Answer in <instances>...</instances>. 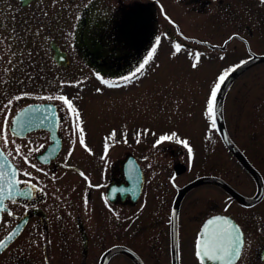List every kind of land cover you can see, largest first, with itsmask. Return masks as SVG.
<instances>
[{
  "label": "flooded vegetation",
  "instance_id": "obj_1",
  "mask_svg": "<svg viewBox=\"0 0 264 264\" xmlns=\"http://www.w3.org/2000/svg\"><path fill=\"white\" fill-rule=\"evenodd\" d=\"M254 1L29 0L21 4L19 0H0V11H14L15 9L27 11L33 7L52 9L56 12L62 11L60 21L69 29L67 34L63 30L64 25L62 24L60 32L61 36H67L68 39H71V27L74 21H77L79 13L87 10L96 11L94 12L96 15L93 14L92 18L95 19L96 24L99 23L104 28L101 32L104 33L105 40L109 41V52L107 54L102 53L100 50V42L94 48L89 49L85 46L78 48L74 45L73 49L67 52L55 38H49L47 41L48 55L52 62L54 59L51 45L64 51L67 57L64 65L58 64L60 68L58 73H55L56 79L61 78L62 80V78L69 76V80H73V83L67 87L76 88L84 80H87L88 77H85L87 75L107 81L123 80L124 85L129 83L131 78L136 75H146L145 68L147 69V65L138 73L136 69L148 58L150 52L147 51V47L153 38L157 37L154 34L155 28L164 27L162 31H165V35L169 36L170 40L178 41L179 38H182L177 24L179 20L172 17L170 11L178 14L179 19L186 22H194L198 16L204 13H211L212 16V12L215 11L222 16L219 27L236 24V27L231 26L234 30L220 43L216 41L209 43V48L214 51L215 55L226 54L231 49L229 43L232 41L235 42L232 43L233 48H236L240 43L245 46L247 45L248 36L253 33L258 35L254 31V27L259 33H261V27H264L262 22L255 17ZM155 6L158 7V12L153 10ZM81 18L78 19V23H80ZM82 21L84 24L85 20L83 18ZM252 23L254 25H251ZM256 24H259V26H255ZM171 28H174L178 34L173 33ZM259 44L263 45L262 40ZM68 53H73L75 56V63L70 68L68 65L71 60ZM151 53L154 54L155 51ZM254 54L263 53L249 52L248 57ZM53 63L57 65L56 61ZM133 73L136 74L133 75ZM125 77L130 79L126 80ZM29 83L30 90L34 91L38 79H30ZM40 88L43 89L44 86ZM59 93H57V96H60ZM66 94L67 99H76L75 96L70 95L71 93ZM173 97L174 94L171 98ZM260 102L263 103L261 107L264 108V96H262ZM143 103L145 102L143 101L142 105ZM27 104H45L50 107V111L47 110L48 114L45 116L36 115V120H40L41 124V121L44 123L41 127H35L36 129L28 131L22 136L13 135L14 152L17 154V146H19L20 154L17 160L15 158H10V160L16 167L18 181L25 182L21 183L20 187H29L31 197L19 196L14 201H4L6 210L2 212L1 221L3 222L5 216H9V212L12 213L11 216L13 217L6 220V225L8 224L9 227L5 232H0V239L22 218H25V221L21 231L14 239L19 241L14 243L13 240L0 252V264H100L104 252L113 246H125L132 249V238H137L151 245L154 237L152 236L153 238L150 241H146L148 235L145 234L152 225L156 224L154 219L158 215L155 208L167 203V205H170L169 213L172 212L173 202L180 188L200 177L216 176L209 170L206 172V160L197 168L192 161H189L191 159V156L188 159L189 148H193L194 145L185 147L176 139L178 135L174 132L163 133H167L170 139L159 143L153 142L152 137V143L148 140L146 144L143 143V146L140 144L136 148L127 144L124 145L122 142L118 144L113 142L107 147V150L101 148L98 149L99 151H91L80 144L81 134L78 133L77 136L73 132L72 122L75 121V116L74 114H68L67 107L62 101L43 98L40 101L28 102ZM21 107L16 108L13 115ZM73 107L77 109L78 106L73 105ZM77 110L79 112V109ZM44 117H48V119L45 120ZM241 117L237 119L234 126V135L243 133L242 126L244 123H241ZM255 117L258 118V116ZM66 121L69 122L68 127L65 126ZM223 123L229 138L241 153L244 161L259 174L262 183V196L256 203L258 204L264 198V148L258 147V150L250 149L246 151L235 140L234 135H230L227 122L223 120ZM83 137L85 139V136ZM221 141L226 152L236 160L237 168L250 176L253 188L248 197L254 196L259 191L255 177L227 144L222 139ZM35 149L39 150L30 151ZM69 153L71 154L69 155ZM193 167L197 170L192 171ZM23 173H29L30 175L26 177ZM31 176L35 177L31 179ZM66 176H68V185ZM216 177L230 184V181L225 179L226 177ZM150 182H152V185L155 182L158 183V187L164 191L160 196L159 203L156 200V202L149 201ZM46 186L54 189L55 193L47 194L44 190ZM135 186L139 187V195H137V192V198L132 201ZM202 186H205V184L194 185L182 194L178 205V215L181 208L189 216L193 214L192 211L195 212V204L198 207L200 201L205 199L208 194L207 187L201 190ZM218 187L231 199L238 201L223 188ZM94 191H97V194L93 199L92 194ZM238 203L241 206H250L240 201ZM12 207L24 208V211L20 214L21 216H17L14 212L15 208ZM105 217L110 219L113 224L111 235L115 238H112L113 243L107 246L109 248L97 256L98 252L96 254L94 252L97 248H104L105 244L100 242L101 240L98 238L102 219ZM16 218L17 220H15ZM29 223L35 225L27 230ZM108 229L109 227L106 228V232H102L104 237ZM104 237L102 240H104ZM244 239L245 234L243 233ZM141 244L138 243L137 245ZM263 245L264 241L255 250L253 258L238 259L235 264H264V261L259 259ZM30 248H33L35 253ZM130 260L135 264L132 259ZM141 260L143 264H146L143 259ZM170 264H172V260Z\"/></svg>",
  "mask_w": 264,
  "mask_h": 264
},
{
  "label": "rangeland",
  "instance_id": "obj_2",
  "mask_svg": "<svg viewBox=\"0 0 264 264\" xmlns=\"http://www.w3.org/2000/svg\"><path fill=\"white\" fill-rule=\"evenodd\" d=\"M253 3L255 17L264 25V5L260 4V0H255ZM18 10L0 11V135H7L8 139L6 148L2 139L0 145L9 158L17 160L18 155L14 152V137L10 131L6 133L2 131L4 117H8L10 125L16 108L28 102L57 96L58 92L66 98H68L65 96L66 93H71L70 95L75 96L76 99L70 101L79 109V120L75 127L74 121L72 122L73 132L77 136L78 133L85 136L82 146L91 151L105 148L106 143L108 147L113 142L115 144L122 142L124 145L136 148L140 144L143 146L148 140L152 143V137L153 142H157L163 133L174 132L178 135L176 139L180 143L185 145L184 142H187L188 147L194 145L191 154H188V159L191 156L189 161H192L196 168L206 160V172L209 170L213 175L226 177L225 179L230 181L229 185L243 195L249 196L252 193L250 176L237 168L236 160L224 149L215 126L212 125V119L206 115V112L211 88L222 73L246 61L249 52L263 53L254 55H264V27H261L259 33L253 26L258 35L253 33L248 36L245 46L240 43L233 48L232 43L235 42H230L231 49L220 56L210 50L209 43L215 41L220 43L234 30L231 26L236 27V24L219 27L222 16L215 11L212 12V16L211 13L201 14L194 22L181 21L178 14L170 11L172 17L179 20L177 24L182 38L178 41L170 40L169 36L165 35V31H162L164 27L155 28L154 34L157 37L153 38L147 47L148 52H153L155 49V53L146 64V75H136L125 85L123 80L107 81L87 75L86 81L84 80L76 88H70L67 86L71 85L73 80H69V76L62 80L55 77L60 67L49 58L47 41L49 38H55L67 52H70L74 45L89 49L100 42V50L107 54L109 41L105 40V35L101 32L104 28L101 24H96L95 19L92 18L93 14L96 15L94 13L96 11L80 12L77 21L75 20L71 27V39H68L67 36H61L60 32V26L63 24L60 21L62 11L34 7L27 11ZM153 10L158 12V7L155 6ZM80 17L85 20L84 24L82 18L78 23ZM63 25V30L68 34L69 28ZM255 26L258 27L259 24ZM171 30L178 34L174 28ZM260 40L263 45L259 44ZM177 46L180 49L178 52ZM59 52L64 54L61 50ZM68 55L71 60L68 65L70 68L75 63V56L73 53ZM62 60L64 62V58ZM193 63L197 65L195 68L192 67ZM30 79H38L34 91L30 90ZM42 86L43 89L40 88ZM172 94H174L173 98H171ZM262 96H264V62L251 65L235 76L224 95L223 119L225 118L229 133L233 136L237 119L242 116L243 133L235 134L234 138L246 151L258 150V147L264 148V108L261 107L263 103L260 102ZM16 97L21 98L17 100ZM9 101H11L10 105ZM6 105L8 107H5ZM68 125L69 122L66 121L65 126ZM167 133L163 136H168ZM252 146L254 147L251 148ZM196 168L193 167L192 171L197 170ZM33 177L35 176H31V179ZM66 179L68 185V176ZM150 186L149 201L159 203L164 191L156 182L153 185L150 182ZM204 189L208 192L207 197L200 201L198 207L195 204V212L192 211L193 214L189 216L181 208L178 215L179 264H199L195 256L198 228L205 216L216 212L231 216L245 234L239 259L253 258L255 250L264 241V198L258 204L245 207L232 200L215 184H205L201 187V190ZM44 190L47 194L55 193L49 186L44 187ZM96 194L97 191H94L93 199ZM12 208H15L14 212L17 216H21L24 211L21 207ZM155 209L158 215L154 219L156 224L152 225L145 234L148 235L146 241L154 237L153 243L148 245L144 241L132 238V249L146 264H170V213H168L170 205L164 203ZM11 217L13 216H5L3 222L0 220L1 233L9 227L8 224L6 225V220ZM33 225L35 224L29 223L27 230ZM100 227L98 238L105 244L104 248H97L98 251L94 252V254L98 252L97 256L108 249L107 246L113 243L112 238H115L111 235L113 224L110 219L107 217L102 219ZM108 227L104 237L102 232H106ZM18 241L14 240V243ZM138 243L142 244L137 245ZM30 249L35 253L33 248ZM126 258L116 254L109 259L108 264H131Z\"/></svg>",
  "mask_w": 264,
  "mask_h": 264
},
{
  "label": "snow or ice",
  "instance_id": "obj_3",
  "mask_svg": "<svg viewBox=\"0 0 264 264\" xmlns=\"http://www.w3.org/2000/svg\"><path fill=\"white\" fill-rule=\"evenodd\" d=\"M260 4L264 5V0H260ZM179 46L176 47V51L178 52ZM155 51V49H153ZM152 53L148 54V58L145 59L136 69V72H140L145 65L149 62ZM196 63L192 64V67L195 68ZM233 69H229L222 73L218 78L217 82L211 88L210 96L207 100V112L208 115L212 119L213 127L215 126L216 119V97L218 92L221 90L222 85L225 82V79L230 71ZM136 73H133L135 75ZM126 80L130 79L129 77H125ZM111 87V85H109ZM21 97H16L15 99H20ZM43 98V97H42ZM47 99H58L66 105L67 110L70 114H75L74 127L76 122L79 120L78 110L75 109L72 105V102L66 97L60 95L55 97H48ZM11 101H9V105ZM5 107H8L6 105ZM36 111L39 112L40 109L37 107L36 109H32L31 106L25 108L22 113L17 114V117L12 120L11 125L8 123V117H4V125L2 131L4 133L10 131L13 135H20L21 130L25 128V121H23L22 117L27 115L28 113ZM45 120L48 117H44ZM43 123V121H41ZM19 124V128L18 125ZM82 132V129H81ZM113 136L115 133L112 134ZM175 135V134H173ZM0 139L4 141V147L6 148L8 145L7 135H0ZM170 139L169 136H162L157 143ZM80 143L84 145V137L80 136ZM185 143V147H188L187 142ZM43 147V145H41ZM39 149L30 150V151H38ZM105 150H107V143L105 145ZM191 148H189V153L191 154ZM19 146H17V155H19ZM71 153H69L70 155ZM26 162L27 159L25 158ZM0 212L6 210L4 201L5 199H13L16 195L30 198L31 197V189L28 191H17V185L21 183H25L24 181L16 180L17 172L15 170L4 171L6 167L11 169V165H7V157L5 154L0 151ZM33 167H35L33 165ZM24 175H30L29 173H23ZM9 216L12 213H8ZM16 233L13 232L11 235L7 236L5 240H0V248H3L8 240L12 239V236ZM242 234L241 230L238 226L234 225L228 218L215 216L212 219H209L207 223L203 226V229L199 233L196 241H195V256L197 257L199 264H235V262L240 258L241 250H242Z\"/></svg>",
  "mask_w": 264,
  "mask_h": 264
},
{
  "label": "water",
  "instance_id": "obj_4",
  "mask_svg": "<svg viewBox=\"0 0 264 264\" xmlns=\"http://www.w3.org/2000/svg\"><path fill=\"white\" fill-rule=\"evenodd\" d=\"M21 4L26 3L29 0H20ZM54 53L57 54L58 57V61H62V59L65 57L60 55L59 51L57 50V48H55ZM60 56V57H59ZM61 59V60H60ZM259 61H264V56H254L253 58L247 60L246 62H244L243 64L237 66L225 79L224 84L221 87V90L218 92L217 97H216V123H217V127H218V131L221 135V137L223 138V140L225 141V143L228 145V147L232 150V152L241 160V162L245 165V167L248 169L249 172H251L253 174V176L255 177L257 184L259 186V191L258 193L253 196V197H245L239 193H237L235 190H233L229 185H227L224 181H222L220 178H216V177H202L200 179H197L191 183H188L186 186H184L183 188H181V190L179 191L174 205H173V211H172V218H171V237H172V259H173V264H177V209H178V204H179V199L181 198V195L184 191H186L189 187L196 185V183H202V182H213L216 183L218 185H220L221 187H223L225 190H227L231 195H233L236 199H238L239 201L246 203V204H254L257 201H259L260 197L262 196V183L260 180V177L258 176V173L253 170L249 164H247L246 161H244L241 153L238 151V149L235 147V145L231 142V140L229 139V137L227 136L225 129L223 127L222 124V118H221V111H220V106H221V100L223 97V94L228 86V84L231 82V80L238 75L240 72H242L244 69H246L247 67H249L250 65L254 64L255 62H259ZM33 106V105H31ZM42 105H36V107H39ZM30 106H26L23 109L19 110L22 111L25 108H28ZM18 111V112H19ZM17 112V113H18ZM16 113V114H17ZM15 114V115H16ZM0 151L1 148H0ZM3 152V151H2ZM6 156V155H5ZM0 163H3V161H0ZM7 165H11V169H8L7 167L5 169H3L4 171H9V170H15V167L13 166V164L10 162V160L7 158ZM16 180H17V176H16ZM259 181V182H258ZM28 191L29 189L27 187L25 188H21L20 184L17 185V191ZM16 197H19V195H16ZM14 198V199H15ZM6 200V199H5ZM9 200H13V199H9ZM1 215V212H0ZM215 216H221V217H226L228 218L234 225L238 226L235 221L226 215H220V214H216V215H212L207 217L200 225L199 227V233L201 232V230L203 229V226L207 223V221L209 219H212ZM22 227V222L17 223L1 240H5L7 236L11 235L13 232H15L16 234L12 236L11 240H8L5 244V246L11 242L14 237L19 233L20 229ZM239 227V226H238ZM242 234V232H241ZM243 240V238H242ZM5 246L3 248H0V251L3 250L5 248ZM124 253L126 255H128L130 258H132L136 264H143L141 262V260L138 258V256L133 253L130 249L123 247V246H117V247H113L112 249H110L109 251H107L105 253V255L103 256L102 262L101 264H106L107 260L116 253ZM260 260L264 261V246L261 249L260 252Z\"/></svg>",
  "mask_w": 264,
  "mask_h": 264
},
{
  "label": "bare ground",
  "instance_id": "obj_5",
  "mask_svg": "<svg viewBox=\"0 0 264 264\" xmlns=\"http://www.w3.org/2000/svg\"><path fill=\"white\" fill-rule=\"evenodd\" d=\"M51 50L53 51V59L58 61L57 54L54 53L55 47L52 46V45H51ZM58 62H59V61H58ZM59 63L63 64L64 62H59ZM31 108H32V109H36L37 107H36V106H31ZM38 108L40 109L39 112L32 111V112H30V113H28L27 115H25V116L22 117L23 121L26 122V123H25V128H28V127H30V126H33V124L36 125V128H39V127H41V125L44 124V123L41 124V123L39 122L40 120H39V121L36 120V115H37V116H39V115H42V116L47 115V114H48L47 110L50 111V107H49L48 105H42V106H39ZM22 112H23V110H22V111H19L17 114H20V113H22ZM17 114L12 118V120L15 119V118L17 117ZM39 119H40V118H39ZM36 121H37V122H36ZM11 122H12V121H11ZM10 125H11V124H10ZM17 126H18V128H19V124H18ZM25 128H24V129H25ZM36 128H29V129L26 130V132L31 131V130L36 129ZM21 131H23V130H21ZM50 131L52 132V130H50ZM26 132H24V133H26ZM24 133H23V134H24ZM20 135H21V134H20ZM201 184H202V183H201ZM110 195H111V193H110Z\"/></svg>",
  "mask_w": 264,
  "mask_h": 264
}]
</instances>
